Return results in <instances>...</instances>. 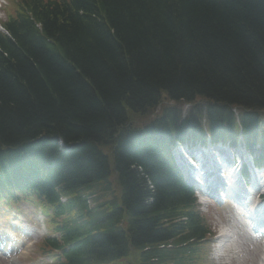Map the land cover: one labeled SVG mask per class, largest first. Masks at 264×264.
I'll return each instance as SVG.
<instances>
[{
	"label": "trees",
	"instance_id": "16d2710c",
	"mask_svg": "<svg viewBox=\"0 0 264 264\" xmlns=\"http://www.w3.org/2000/svg\"><path fill=\"white\" fill-rule=\"evenodd\" d=\"M17 9L0 33V149H24L0 154V172L35 161L47 180L29 188L69 197L79 218L66 264H203L206 228L169 162L173 136L198 132L202 114L195 107L183 122L180 108L162 105L143 125L132 118L206 99L214 138L235 134L233 105L255 136L264 0H19Z\"/></svg>",
	"mask_w": 264,
	"mask_h": 264
},
{
	"label": "bare ground",
	"instance_id": "6f19581e",
	"mask_svg": "<svg viewBox=\"0 0 264 264\" xmlns=\"http://www.w3.org/2000/svg\"><path fill=\"white\" fill-rule=\"evenodd\" d=\"M176 103H184V104H186V105H189V103H190V100H187V99H184V100H179L178 102H176ZM177 153H178V155L180 156V160L182 159L183 161L184 160H186V159H188L187 158V154H186V152L185 151H181V150H177ZM203 156H204V161H203V167L201 168L200 167V170L201 169H207V168H210V167H212V166H214L215 167V165L213 164V162L212 161H208L209 160V156L208 155H204L203 154ZM216 162H218V161H216ZM196 167H198L197 166V164H194ZM187 167H188V164L186 163V165H184V168H186L187 169ZM219 167H222V166H220L219 165ZM199 168V167H198ZM196 169V171L197 170H199V169ZM205 171V170H204ZM204 171H202V172H200L199 171V173H198V179H199V181L201 182L200 184L203 186L204 184H209L208 183V181H207V179L206 178H204L205 177V174L207 173V170H206V172H204ZM192 174H194V173H192ZM197 174V173H196ZM211 175V174H210ZM257 175H258V181L259 182H261V181H263V178H264V175H263V173H257ZM261 175V176H260ZM225 176V175H224ZM209 181H213V179L212 180H209ZM226 182L228 185H227V189H228V191H232V190H235V189H237V186L239 185V181H238V179H237V174H236V171H235V169H232V170H227L226 171V176H225V179H223V180H221V182ZM217 183L216 182H212V184L211 185H216ZM263 187H264V185H263ZM246 207H248V208H252V201L251 200H249L248 202H246L245 204H244ZM259 216H263L264 215V210H261L260 211V213L258 214ZM227 229L225 228V226H221L220 227V234H219V236L218 237H220L221 239L223 238L224 240H226V239H231V238H227L226 236H225V234H227ZM222 241V240H221ZM262 258L264 259V246H263V256H262ZM263 264H264V260H263Z\"/></svg>",
	"mask_w": 264,
	"mask_h": 264
},
{
	"label": "rangeland",
	"instance_id": "374dc122",
	"mask_svg": "<svg viewBox=\"0 0 264 264\" xmlns=\"http://www.w3.org/2000/svg\"><path fill=\"white\" fill-rule=\"evenodd\" d=\"M7 6L9 8L10 7V4L7 3ZM202 213L207 218L208 223L211 224V225H213L215 227V229H217L218 226H219V223H217L219 221V219L217 217L215 208L212 207L211 205H209L208 208L207 207H202ZM130 255H131L130 261L132 263H134L135 262V253H134V251L133 252H130ZM203 256H205V254ZM253 257L254 258L256 257V253H253ZM208 260H210V259H208ZM240 260L242 262V258L241 259H238V261H240ZM225 261L226 260L224 258H220V259L218 258L217 260H215L216 264H226V263H224ZM238 261H231V262H228V264H254L253 258L252 259L249 258V260L244 261L242 263H238ZM210 262H212V261L210 260Z\"/></svg>",
	"mask_w": 264,
	"mask_h": 264
}]
</instances>
